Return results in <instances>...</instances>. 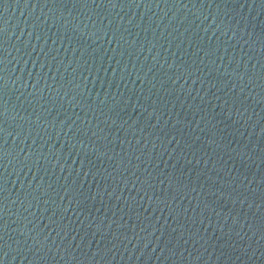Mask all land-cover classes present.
<instances>
[{"label": "water", "instance_id": "obj_1", "mask_svg": "<svg viewBox=\"0 0 264 264\" xmlns=\"http://www.w3.org/2000/svg\"><path fill=\"white\" fill-rule=\"evenodd\" d=\"M0 264H264V0H0Z\"/></svg>", "mask_w": 264, "mask_h": 264}]
</instances>
